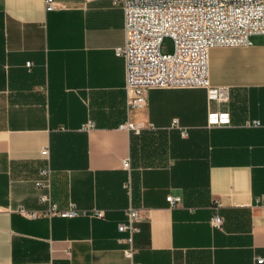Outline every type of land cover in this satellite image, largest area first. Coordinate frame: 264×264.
Wrapping results in <instances>:
<instances>
[{"label": "crops", "instance_id": "0c3cea01", "mask_svg": "<svg viewBox=\"0 0 264 264\" xmlns=\"http://www.w3.org/2000/svg\"><path fill=\"white\" fill-rule=\"evenodd\" d=\"M55 1L48 11L45 0H0V264H132L117 228L130 204L146 215L135 262L264 264L263 37L210 50V80L228 99L154 88L128 111L120 0ZM210 110L228 111L230 124L209 126ZM128 120L144 126L122 128ZM45 166L61 208L105 216L39 213ZM216 204L221 228L210 223Z\"/></svg>", "mask_w": 264, "mask_h": 264}, {"label": "built area", "instance_id": "2783aa9c", "mask_svg": "<svg viewBox=\"0 0 264 264\" xmlns=\"http://www.w3.org/2000/svg\"><path fill=\"white\" fill-rule=\"evenodd\" d=\"M124 12V42L116 47V54L123 57L126 66L125 88L128 111L142 107L147 100V93L154 88H204L210 100L228 99V87L213 85L209 72V53L215 47H249L251 37L261 35L264 40V0H120ZM48 11L56 9L55 0H45ZM170 36L174 41V50L162 54L163 39ZM228 111L210 110L207 114L209 126L230 124ZM247 126H260L258 119H250ZM92 123L83 125L90 128ZM143 122L128 120L122 128L137 132ZM48 155V148L42 150ZM123 167L130 168L129 160ZM52 169L45 166L40 170V177L35 180L40 190L39 200L46 204L41 214L60 217L105 216L101 209H83L71 201L61 208L53 200L50 192ZM128 193L132 186L129 179L124 183ZM171 206L181 202L180 196L168 195ZM264 203V195L260 197ZM21 212L36 216L38 212ZM125 220L118 223V231L125 233L127 243L125 257L132 264L134 236L140 231V223L146 217L142 209L130 204L125 211ZM223 217L216 204L210 219L215 228H221ZM263 259L258 258L257 262Z\"/></svg>", "mask_w": 264, "mask_h": 264}, {"label": "rangeland", "instance_id": "374dc122", "mask_svg": "<svg viewBox=\"0 0 264 264\" xmlns=\"http://www.w3.org/2000/svg\"><path fill=\"white\" fill-rule=\"evenodd\" d=\"M262 38L260 36L252 37L253 42H260ZM174 50V41L170 36H166L163 39L162 45H161V52L162 54H170Z\"/></svg>", "mask_w": 264, "mask_h": 264}]
</instances>
